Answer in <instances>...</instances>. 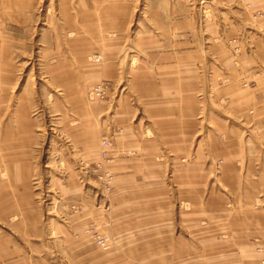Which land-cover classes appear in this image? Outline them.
<instances>
[{"label": "rangeland", "instance_id": "374dc122", "mask_svg": "<svg viewBox=\"0 0 264 264\" xmlns=\"http://www.w3.org/2000/svg\"><path fill=\"white\" fill-rule=\"evenodd\" d=\"M233 2L0 0V221L12 222L16 240L32 253L45 250L49 264H200L201 250L215 254V248L177 250L173 242L197 243L196 226L228 220L216 214L228 206L217 195L226 191L217 181L222 156L202 205L178 201L175 167L194 159L192 148L172 145L171 138L142 140L153 153L116 147L115 138L131 132L112 115L118 100L130 102L131 85L160 86L178 68L183 114L195 96L200 125L222 113L221 78L209 66L237 63V44L249 36L246 28L238 39L222 37V5ZM164 92L169 104L172 89ZM143 114L129 127L138 121L148 130ZM202 133L203 150L209 143ZM202 156L208 158V148ZM131 166L133 175L121 173ZM133 176L144 187L116 188Z\"/></svg>", "mask_w": 264, "mask_h": 264}, {"label": "crops", "instance_id": "0c3cea01", "mask_svg": "<svg viewBox=\"0 0 264 264\" xmlns=\"http://www.w3.org/2000/svg\"><path fill=\"white\" fill-rule=\"evenodd\" d=\"M223 6L224 18L221 30L223 39L229 37L238 39L246 35L243 33L246 28L249 29L248 43L240 39L237 44L240 51L237 63L234 64L229 60L225 62V66H209L210 70H214L213 76L218 73V77L221 78L220 93L222 94L219 100L223 112H212L206 119V125L204 121L201 123L202 126L204 125L203 129L199 121L198 101L195 96L194 100L190 97L189 107L185 108L186 113L183 114L180 78L175 76L179 68L171 69V79L162 76L160 86L134 84L130 86L133 95L130 102L121 103L118 100L119 107L112 115V120L116 121V125L125 128V133L130 131L131 134L117 136L115 143L117 141L119 143L116 147L120 145L119 147L135 148L140 152L143 149H151V146L143 147L142 140L171 138L174 139L172 145L186 147L188 151L192 148L194 159L178 163L175 167V175H177L179 192L178 201H195L196 207L202 205L205 199L204 186L209 182L213 172H217L216 162L219 158L217 156H222L220 158L224 164L221 169L222 174L217 177V181L226 187V191L222 188L221 192L220 188L217 190V195L226 197L228 206L220 205L223 207L216 214L227 215L228 220L222 218L218 221L216 218L214 224H209L210 228L206 227L208 225L196 226L193 231L197 232V243L190 239H185L182 243L174 241L173 248L177 250L215 248V254L212 255L204 254L201 250L200 264L204 262L205 264H259L264 261V250L258 252L256 249L264 245V0H247L244 3L234 0L231 4L223 3ZM234 6L239 10H232ZM2 20L0 19V35L4 32L5 26V20L3 23ZM8 21L9 24L11 21L13 23L14 14L11 20L8 17ZM245 52H249V55ZM194 80L196 78L192 81ZM205 80L209 81L207 77ZM211 80L213 81L212 78ZM166 85L170 86L174 96L169 104H166L164 92ZM192 87L195 92V81ZM139 113H145L146 116L144 114L143 116L146 118L139 121H145L148 130L140 129L138 121L129 127L128 124ZM201 130H203L202 135L207 136L209 143L203 150L199 140ZM165 144L162 142L160 148ZM207 148L208 158H203L202 153ZM217 149L222 154H216ZM114 150L118 149L114 148ZM149 153L153 151L149 150ZM135 172L137 169L133 166L121 171L125 176L126 173L133 175ZM127 182L123 183L121 180L116 188L123 190L134 189L137 186L144 187L145 181L133 176ZM223 191L226 194H223ZM209 198L212 196L206 197ZM125 213L123 212L122 216ZM199 214L204 215V211ZM187 216L186 213L178 215L179 218ZM3 221H0V264H49L45 250L32 253L22 242L16 240L18 234L13 231L12 222L6 221L5 225H2ZM184 231L185 235L190 233L189 229ZM168 248L172 249L171 245ZM54 251L57 258L58 252ZM109 262L110 260L106 261L107 264ZM183 263L189 264L186 260Z\"/></svg>", "mask_w": 264, "mask_h": 264}, {"label": "built area", "instance_id": "2783aa9c", "mask_svg": "<svg viewBox=\"0 0 264 264\" xmlns=\"http://www.w3.org/2000/svg\"><path fill=\"white\" fill-rule=\"evenodd\" d=\"M239 1V0H238ZM240 1H244V0H240ZM101 93H103V90L101 87H99L96 91H95V95L96 96H99ZM102 143V146L104 148L108 147L109 143L103 139V141L101 142ZM101 247H103L105 245V239L102 240V239H99L98 242H97ZM262 250H264V246H262V248H259V251L262 252ZM262 263H264V261H262Z\"/></svg>", "mask_w": 264, "mask_h": 264}]
</instances>
